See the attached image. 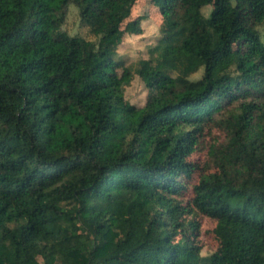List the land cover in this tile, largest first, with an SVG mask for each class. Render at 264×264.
Returning <instances> with one entry per match:
<instances>
[{
  "label": "trees",
  "instance_id": "1",
  "mask_svg": "<svg viewBox=\"0 0 264 264\" xmlns=\"http://www.w3.org/2000/svg\"><path fill=\"white\" fill-rule=\"evenodd\" d=\"M136 1L0 0V264H264V0H154L127 66Z\"/></svg>",
  "mask_w": 264,
  "mask_h": 264
},
{
  "label": "rangeland",
  "instance_id": "2",
  "mask_svg": "<svg viewBox=\"0 0 264 264\" xmlns=\"http://www.w3.org/2000/svg\"><path fill=\"white\" fill-rule=\"evenodd\" d=\"M203 4L204 0H174L169 5V10L180 23L193 9ZM129 22H135L137 24L136 31L141 28L142 32L137 34L123 31L122 37L115 40V47L118 58L123 60L127 66H134L140 59H148V48L156 44L159 37L158 26L162 22V17L154 0H137L121 30H125V26ZM61 31L67 33L70 37L79 36L88 41H95V37L89 34L88 29L80 24L78 9L72 4L68 6ZM253 54H255V51H253ZM124 73V68L109 71L106 77L107 81L111 83L119 82ZM201 74L202 71H198L191 76V79L197 80ZM146 96L147 91L138 78H133L128 86H124V98L130 104L142 106ZM196 250L201 256H207L213 251V248L198 242Z\"/></svg>",
  "mask_w": 264,
  "mask_h": 264
}]
</instances>
